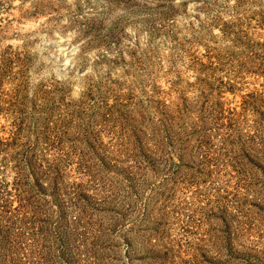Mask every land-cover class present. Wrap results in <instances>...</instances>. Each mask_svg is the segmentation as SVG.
Returning <instances> with one entry per match:
<instances>
[{
    "label": "rangeland",
    "instance_id": "rangeland-1",
    "mask_svg": "<svg viewBox=\"0 0 264 264\" xmlns=\"http://www.w3.org/2000/svg\"><path fill=\"white\" fill-rule=\"evenodd\" d=\"M0 264H264V0H0Z\"/></svg>",
    "mask_w": 264,
    "mask_h": 264
}]
</instances>
